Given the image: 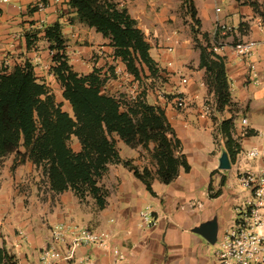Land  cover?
Segmentation results:
<instances>
[{
    "label": "crops",
    "instance_id": "obj_1",
    "mask_svg": "<svg viewBox=\"0 0 264 264\" xmlns=\"http://www.w3.org/2000/svg\"><path fill=\"white\" fill-rule=\"evenodd\" d=\"M40 1L0 0V67L11 71L29 62L37 81L48 90L59 88L62 98L61 84L52 69L54 51L43 32L56 22L62 26L69 64L79 74L97 68L91 58L102 63L99 69L104 75L112 64L123 66L110 39L80 23L67 3L46 0L40 11L35 7ZM110 1L128 11L150 44L157 73L153 76L146 71L141 80H133L134 85L138 94L145 91L148 104L164 110L180 141L178 154L185 156L190 169L180 168L170 184L156 176L151 193L131 169L110 165L99 180L108 190L107 204L99 209L90 196L81 199L71 190L54 193L41 168L10 154L0 167V248L15 264H39L40 250L51 245V228L72 223L111 231L121 258L98 247H81L69 264H217L200 230L203 225L216 224V238L222 236L228 230L224 222L233 214L231 207L249 195L239 176L264 167V44L248 59L233 50L237 42L264 38V0H190L199 21L196 38L192 18L181 15L182 11L188 13L185 0ZM218 26H224L225 32H217ZM33 33L38 38L28 46L27 35ZM208 39L212 44L217 41V54L225 59L232 102L210 115L203 113V106L207 100H215L196 46V40L205 45ZM41 44L43 51L38 48ZM184 78L186 83H182ZM177 93L187 99L184 108L173 103ZM243 118L247 119L245 125ZM227 119L233 121L232 137L239 146L234 156L219 129ZM115 139L123 160L132 161L140 170L156 171L149 150H125V143L117 136ZM250 150H256L257 155L248 156ZM223 152L228 154L229 169L219 167ZM218 209L223 216L221 225ZM143 212L150 216L144 217Z\"/></svg>",
    "mask_w": 264,
    "mask_h": 264
},
{
    "label": "trees",
    "instance_id": "obj_2",
    "mask_svg": "<svg viewBox=\"0 0 264 264\" xmlns=\"http://www.w3.org/2000/svg\"><path fill=\"white\" fill-rule=\"evenodd\" d=\"M62 3L75 10L80 23L110 39L115 57L134 81L145 77L146 71L156 75L158 69L150 56V44L125 8L110 0ZM185 4L196 38L199 34L195 28L199 24L196 10L190 0H185ZM43 32L54 51L52 69L61 84L62 98L69 103L72 114L55 101L45 84L37 81L29 62L11 71L0 67V159L15 154L20 162L31 161L42 169L51 191L60 194L71 190L81 199L90 196L99 209L106 206L108 197V190L99 185V180L110 165L122 164L131 169L151 193L156 176L162 183L170 184L180 168L190 169L185 156L178 154L180 141L164 110L148 104L142 96L128 101L108 93L99 69L86 75L76 72L66 56L59 22L47 26ZM37 38V33L28 34V46ZM212 46L209 39L205 45H198L200 67L205 69V82L213 93L216 109L222 111L232 104L230 86L225 59ZM219 129L227 137L228 150L234 156L239 146L232 137L233 121L224 120ZM116 136L133 149H149L154 144L151 155L156 171L140 170L130 160H123ZM74 140L77 148L73 146ZM1 263L15 264L2 248Z\"/></svg>",
    "mask_w": 264,
    "mask_h": 264
},
{
    "label": "built area",
    "instance_id": "obj_3",
    "mask_svg": "<svg viewBox=\"0 0 264 264\" xmlns=\"http://www.w3.org/2000/svg\"><path fill=\"white\" fill-rule=\"evenodd\" d=\"M55 2L60 3L63 0H55ZM35 7L42 11L46 7V2L41 0ZM225 30L224 26L217 28V32H225ZM262 32L264 34V28ZM261 44H264V38L260 41H241L233 45V50L240 58L248 59ZM219 47L214 41L212 50L217 53ZM172 50L168 48V51ZM250 68L255 70L256 65L251 63ZM186 82V78L182 79V83ZM173 103L179 108H184L187 99L183 93H177ZM215 110V103L207 100L203 106V113L210 115ZM246 122L247 119L243 118L242 124L245 125ZM247 154L255 157L257 151L250 150ZM239 179L249 195L238 210L234 225L221 236V248L215 253L217 264H264V167L255 172H244ZM142 215L150 216L147 212H143ZM50 243V246L40 250L39 264H69L75 258L77 249L92 246L121 258L114 245L111 231H98L72 223H59L50 230Z\"/></svg>",
    "mask_w": 264,
    "mask_h": 264
},
{
    "label": "rangeland",
    "instance_id": "obj_4",
    "mask_svg": "<svg viewBox=\"0 0 264 264\" xmlns=\"http://www.w3.org/2000/svg\"><path fill=\"white\" fill-rule=\"evenodd\" d=\"M181 15L183 17H185V15L186 16L188 15L189 18H191L190 15L186 11H182ZM196 41H197L196 46H198L200 44V41L199 40H196ZM42 46L43 45L41 44L38 47L41 51H43ZM91 61L93 62V64L95 66H97V68L92 67L93 70L102 68V67H100L102 63H99V60H97V59L94 60L93 58H91ZM107 71H108L107 72L108 74L107 73L105 75L102 74V78L104 79L105 91H107L110 94H114L116 96H119L122 99L128 100V101L134 100L137 96H142L145 99V91H142L140 94L137 93L136 85H134L135 82L133 81L131 75L127 72V70L125 68L123 69V66H120L118 63H115V64L110 65V68L108 67ZM127 78H130V79H127ZM49 93L55 97L56 102L62 103L64 110H66L70 114H72V110H71L69 103L64 101V100L62 101L61 92H60L59 88H56V90H54V88H53V90L50 89ZM73 146L75 148H77V142L75 140H74ZM124 146H125V150L130 149V147H128L126 144ZM146 150H149V152L151 153L153 149L149 148ZM9 158H10V155L5 156L4 158L0 159L1 167H3L2 162L8 160ZM244 202H245V198L237 201L236 204H234V206L231 207L232 208L231 210H233V214H232L231 218H226V220L224 222L226 229H230L234 225L235 220H236L238 213H239L238 210L244 205ZM235 207H238V210H235ZM216 214H217L216 215L217 221L219 222V225H221V220L223 218L221 210L218 209ZM209 246L211 247L212 256H215L216 251L221 248V236L217 237L213 242H209Z\"/></svg>",
    "mask_w": 264,
    "mask_h": 264
},
{
    "label": "water",
    "instance_id": "obj_5",
    "mask_svg": "<svg viewBox=\"0 0 264 264\" xmlns=\"http://www.w3.org/2000/svg\"><path fill=\"white\" fill-rule=\"evenodd\" d=\"M219 167L220 169H229L231 167L227 152H223L220 158ZM200 232L208 242H213L216 239V224H213L212 226L203 225Z\"/></svg>",
    "mask_w": 264,
    "mask_h": 264
}]
</instances>
